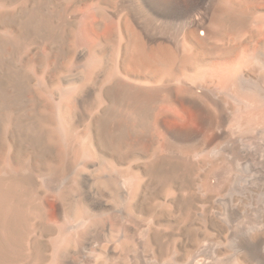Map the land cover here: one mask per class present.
Instances as JSON below:
<instances>
[{
    "label": "bare ground",
    "instance_id": "obj_1",
    "mask_svg": "<svg viewBox=\"0 0 264 264\" xmlns=\"http://www.w3.org/2000/svg\"><path fill=\"white\" fill-rule=\"evenodd\" d=\"M68 2L0 0V242L10 245H0V264L20 258L17 225L5 208L15 200L18 175L27 189L35 186L33 160L50 162L38 191L55 194L69 209L52 241L36 243L31 234L23 239L38 263L47 249L48 264L69 259L77 251L69 246L76 236L98 237L109 220L93 219L87 199L108 194L129 222L98 242L117 264H264V6L252 0H96L97 26L108 20L110 27L94 41L78 24L72 33L77 14ZM33 37L43 39L52 55L35 52L28 45ZM224 49L221 69L196 67L198 51ZM33 58L45 75L51 60L52 69L78 78L47 87L28 66ZM207 132H222V141L209 146ZM143 138L151 156L129 170L97 158L91 147L95 140L125 158ZM27 149L30 162L19 174L11 157L22 158ZM241 165L251 169L253 180L242 210L186 212L193 182L206 194L220 193L238 181ZM89 166H95L90 176ZM114 176L125 180L114 182ZM39 198L44 215L45 199ZM169 221L191 243L188 254L181 256L179 243L170 241ZM69 225L73 229H63ZM129 227L139 232L132 236ZM98 254L94 264H115Z\"/></svg>",
    "mask_w": 264,
    "mask_h": 264
},
{
    "label": "rangeland",
    "instance_id": "obj_2",
    "mask_svg": "<svg viewBox=\"0 0 264 264\" xmlns=\"http://www.w3.org/2000/svg\"><path fill=\"white\" fill-rule=\"evenodd\" d=\"M67 1H69L68 2L69 7H71L73 5L70 10L73 13L75 12L78 15V16L74 15V17L71 18L70 29H71L72 33H73V29H75V26L77 24H78L80 30L83 28L82 31H84L83 32L84 35H86L89 39L94 40V41H96L97 38H99V36H101V34H104L105 32H107L108 28L110 27V22H108V20L105 24H103L104 26L102 25L103 27L99 28L97 26V19L98 18H97V15L95 14V12H93L92 7H91V5L96 2V0H67ZM183 1H186V0H183ZM249 1L251 2V0H249ZM252 1L254 2V4H257V6H264V0H252ZM104 3H107L106 0ZM107 4H102V5L104 7L108 6V10H111L112 7L111 6L109 7V5H107ZM79 14L84 15L83 16L84 19H82V22H81L80 18H79L80 20H78ZM74 19H76V20H74ZM259 37H261V36H259ZM259 37L258 36L254 37L255 39L250 38L251 41L249 40L248 42L254 43V42H256V39L257 40L259 39ZM248 42H246L245 44L248 45L249 44ZM28 45L31 46L34 50H36L35 52H37V51L41 52L40 50H42V52L45 55L46 54L52 55V52H50L51 51L50 47L47 44H45V42H43V39H40V38L38 39V38H34V37L30 38V41H28ZM227 53H228V51L225 49H224V51L222 50V53H221V50L213 51L211 53L198 51L197 59L199 61H198V64L196 67L201 68V69H208V70H210V69H221L222 67L225 66V63L227 62L226 61L227 60L226 55H228ZM32 60L33 61H31V63H29L28 66L31 67V64H32V67H33L35 74L36 75L38 74L39 75V76L37 75L38 77H40V75L42 77H45L47 87L54 85L55 83H57V80H59V79H63L64 80L63 83L65 85H70L74 80H76L78 78V75L75 74V72H61V70H59V69H52L51 68V63H52L51 60H50L49 64L47 65L48 69H47V73L45 75L44 70H43V66H41L39 63H37L35 61V58H33ZM62 61L63 60H61L60 62H62ZM229 109L226 110L228 112V114L234 108H232V106H230ZM227 118H228V116L225 117V126H226V119ZM180 124L181 123H178L177 126L184 128L183 125L182 124L180 125ZM225 136H226V134H225ZM207 137H208V139H207ZM222 139H223L222 132H214V133L213 132H207V134H206V141L209 143V146H211V147H213V145H215L217 141H219V140L222 141ZM84 142L88 144L89 140H85ZM96 142L97 141L93 140L92 146H91L95 151L96 157L99 159H102L104 162H108L110 165H112V164L115 165L119 169L123 168L121 170H129L131 168V165H135V164L140 165L141 163L143 164V160L144 161H145V159L148 160L151 156V152H150L151 150L148 149V142H147L146 138L140 139L138 142H136L135 148L133 149V151H131L132 153L129 152L125 158L120 156V155H116L113 152H109V151L106 152V151L102 150V148L100 146H98L96 144ZM214 142H215V144H213ZM30 152H31L30 149H27L25 155L22 156V158L11 157V164H12V167L15 170V172L21 174V172L25 168V166H24L25 162H30V161H28V157H30L29 156ZM121 158H123V159H121ZM38 163L36 160H33V163L31 162V167H30V173L33 176V179L35 180V186L27 189V187H26L27 184L25 183L26 180H24L21 175H18L17 177L15 176L17 178V182H20V184L18 186V189L12 193V195H13L12 199L14 200V198H15V200L12 203L9 202L8 206L5 208V213L8 215V219H10L12 221V223H15L17 225V229H18L17 235L20 238V239L18 238L19 243L17 244V247H16L17 250L19 249L18 253H19L20 258H18V261L12 262L11 264H20V263L21 264H35V262H37V264H48L49 262H51L49 251L47 249L45 251L46 254L43 257L44 260H42V262L38 263V260L36 257V252L35 251L33 252L32 249H26V247L24 245V240H25V238H28L29 236L32 235V236H34L36 243L37 242L48 243V242L52 241V239H54L60 232V224L61 225L64 224V218H65L64 214H67L69 211V209L67 208V206H68L67 203H62L55 194L38 191V189H40V182L42 181L41 178H43V176H44L45 168H46L47 164H50V162H48L47 164L46 163H39L38 164ZM119 165H120V167H119ZM124 166H126L128 168L125 169L126 167H124ZM87 169H88L87 175L90 176V173L95 169V166H89V167H87ZM133 171L138 172L137 169H134ZM239 173H240V178L238 179V181L233 182L234 185L229 183V185L225 186L224 189L222 191H220V193L208 191L209 193L207 192V194H206V193L200 191L199 188H197L198 184L200 182H193L190 185L191 187L187 188V189L190 188L189 192L191 193V204L193 205V207L191 205L189 207L190 209L186 210V212L190 211L191 213H194V214L219 215L221 213L234 214V213L238 212L237 210H242L243 207L246 205V203L249 200L248 196L250 195V189L253 186V180L250 176L252 173H251V169L249 167H245L244 165H241ZM140 176L142 177V174H140ZM112 180L114 182H117V180L119 182H123L125 180V176H120V177L114 176ZM180 183H181V185H185L184 187H187L185 182H180ZM212 183L217 184L218 182H212ZM37 192H40V193H37ZM182 192H185L184 188H182ZM38 197H43L45 199V214H44L45 216L43 214L41 215V210H40V207L38 205V203H39L38 200H40V198L38 199ZM87 200H88L87 202L91 203V205L88 203V213L90 214V216L91 217L93 216L92 217L93 219L96 218L95 220H99V221H105L107 219V220H109L107 223L108 225H106V227L102 231L103 233L99 232V233L94 234V235L98 234L99 235L98 237L97 236H88V237L86 236L85 237V235H81L80 237H78L75 235L77 238L76 240H78L77 243H76V240H75V244H74L73 240H71L72 242L70 241L69 246H71L72 248L77 247L76 248L77 251H74L73 253H71L69 259H66L64 261L61 260L58 264H79V263L80 264H94V259L93 260L91 259L92 257H97V253H100L102 256L104 255V253H103L104 248L101 245L99 246L98 242H100V240L106 241V240L110 239V237L112 236V233H114L112 230L115 229L117 232V230L119 229L120 224L122 222H123L122 223L123 225L129 224V222H127L126 219H125L126 221L123 220L124 217L122 218L120 211L115 210L112 207L111 201L109 202V200H111V198L108 194L101 195V197H98L97 199H93V198L89 197ZM244 201H246V202H244ZM87 202H86V205H87ZM203 206H205L206 210L202 211ZM7 209H8V211H7ZM113 210H114V212H113ZM115 211H116V213H115ZM107 214H108V216H107ZM69 219L72 223H74L73 218H69ZM110 221L113 223L111 224ZM51 223H54V224H51ZM30 225H32V227H30ZM166 225L169 228L171 227V229L173 230V233L171 234V237H170V241L179 243L177 245L178 246L177 247L178 253L181 256L188 254L189 251H191V249H192V245L188 241V239L186 240V238L183 234H180V233L177 234V232L175 230L176 229V223H174V221H169V222H167ZM27 226H29V227H27ZM0 227H1V225H0ZM25 227H27V228L25 229ZM72 227H73L72 225H69V226H67V228H63V229L68 231V230L73 229ZM43 229H44V231H43ZM128 229H129L130 234L132 236H134L136 234V232L137 233L139 232V228L135 229V228L129 227ZM26 231L27 232L29 231V232L27 233ZM210 231L213 232V230H210ZM28 234H31V235H28ZM40 234H41V237L39 236ZM75 236L73 235L74 239H75ZM2 242L3 243L0 242V245L10 246L7 241H5V242L2 241ZM21 243H23V244H21ZM96 245L99 247H97ZM20 248H22V249H20ZM93 248H94V250H93ZM94 251H96V252H94ZM100 254H98V255H100ZM109 258H110V260H109ZM149 258L151 259L152 255H149ZM112 259H114V261H112ZM115 259H117V256L114 255L113 253H111L108 255V257H106L104 255V259L102 260V258H101V261L104 263H109V261H110V263L117 264V261H115ZM33 261H35V262L33 263Z\"/></svg>",
    "mask_w": 264,
    "mask_h": 264
}]
</instances>
